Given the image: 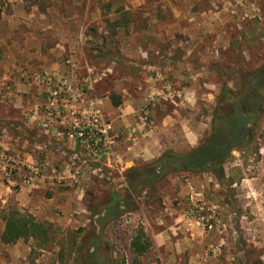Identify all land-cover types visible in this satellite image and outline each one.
<instances>
[{
	"label": "rangeland",
	"instance_id": "374dc122",
	"mask_svg": "<svg viewBox=\"0 0 264 264\" xmlns=\"http://www.w3.org/2000/svg\"><path fill=\"white\" fill-rule=\"evenodd\" d=\"M263 63L264 0H0V264H113L120 255L129 264H164L162 258L170 255L167 250L159 253L152 244V232L161 230V221L171 225L172 218L165 215L174 210L189 212L200 226L202 218H208L203 223L208 231L221 230L225 216L228 234L233 229L241 231L231 246L238 245L239 250L231 257L219 253L209 264H264V203L255 206L257 215H249L250 202L264 198L262 155L234 151L225 165L235 179L257 176L256 196L249 190L243 193V186L231 188L224 179L220 204L210 192L206 198L212 203L204 204L202 197L186 196L185 200L179 196L185 180L204 181L205 175L179 172L140 192L139 198L134 196L135 209L126 203L132 186L127 180L129 169L122 171L114 162L119 144L130 137L104 110V105H114L113 95L123 103L127 96L133 103L149 105L151 85L161 88L162 96H178L177 89L184 86L192 89L196 105L180 109L184 125L172 126V144L161 158L166 153L186 155L192 149L184 145L185 130H194L196 148L202 145L211 135L223 87L236 89L233 73L255 70ZM28 79L32 85L24 92L22 85ZM162 96H154L155 101L173 110L171 98L166 102ZM90 101L98 102L104 118L113 123L116 146L103 175L88 169L74 175L71 157L75 151H86L80 145L71 147L75 142L68 132L74 118L87 116ZM11 105H31L33 110H12ZM12 115L15 122L10 120ZM31 118L40 123L33 132L28 125ZM12 130L19 148L24 139L34 147L37 136L49 138L45 150L50 161L54 159L50 167L57 170L47 173L52 185L42 190V210L22 203L20 192L29 186L24 183L22 164L13 162L7 149ZM56 132L63 139L61 144L54 140ZM256 138L259 151H264V119ZM158 160L137 162L135 169ZM170 176L176 178L167 180ZM167 200L173 201L164 205ZM12 212L33 216L44 225V234L3 243L5 217ZM242 214L253 221L242 220ZM233 217L237 224L233 225ZM140 229L149 237L151 248L138 257L131 241ZM167 264H191L190 256Z\"/></svg>",
	"mask_w": 264,
	"mask_h": 264
},
{
	"label": "crops",
	"instance_id": "0c3cea01",
	"mask_svg": "<svg viewBox=\"0 0 264 264\" xmlns=\"http://www.w3.org/2000/svg\"><path fill=\"white\" fill-rule=\"evenodd\" d=\"M12 79H14V77ZM13 81L15 83V87H19V83L16 82L15 79ZM31 85L32 84L28 79V81L22 85L23 91H30ZM11 86L14 88L13 84ZM155 87L156 86L153 87L152 85L149 86V90H152V92H150L152 101H150V104L148 103L149 105H142V102H139L138 104L137 102L133 103V101L129 100L127 96H125L126 101H124V103L122 101V104L119 106L111 105V103L109 105H104V110L106 111L108 116L113 119V122L116 124L115 126L117 128L118 126L124 128L123 131L126 132V135L128 134V137L132 138L122 140V143L124 144H119V148L122 147L123 149H127L126 151L117 148L115 152V165L122 171L135 168L136 163L140 161L151 163V161L160 159L161 156L165 153V150L168 148V146L172 144V140L169 137V134L173 132L172 126L181 127L184 125V123H182L183 117L180 113V109H182V106L196 105V100L193 93L194 91L192 89L184 86L177 89L178 96H162V93H159L158 90L161 88L158 87V89H155ZM157 94L158 96H162L166 102L169 101V99H167L168 97L171 98V102L175 106V108L170 111L168 110L169 106L166 105L167 103L163 105L162 103L155 101L154 96H156ZM174 96L179 97V99H175ZM16 108H22L26 111H28L29 109L33 110V108H31V105H11L12 110H17ZM144 112L149 113L150 124L143 128L144 130L142 129V131L139 132L138 130H136L135 134L130 135L131 130H135L138 123V119L136 118V116L143 114ZM10 120H12V122H15L14 115H12ZM39 124L40 123L38 122L34 123L33 118H31L28 124L30 125V132H33V128H35V126H38ZM11 126L15 127V124H12ZM25 126H27L26 121H24V129ZM41 129L46 133V130H44L42 127ZM14 131L15 130H12V133H8L7 135V138L9 140V147L7 149H9L11 157H13V162L16 161L22 164V168H24L25 170V176H27L26 178H33V183L31 185H28L29 187L26 186L27 188H22V191L20 192L22 196V203L27 208L42 210V203L44 198L40 197V195L42 193V190H44L46 186L52 185L50 176H47V173L49 171L53 172L57 170V167H50L53 166L54 159L50 161L51 155L49 154V151L45 150V148L47 147L45 146V143L49 138L44 135L37 136L38 141L35 142V148L31 147V145H28V139H24L22 145L23 148H19V146L15 144V142L18 141V138L15 137L16 132ZM193 131L194 130L192 128L189 130H185L184 136V145L192 150L196 149V147L198 146V137L194 134ZM57 136L58 135L56 132L54 134V140L61 144L63 142V139H59ZM42 142H44V144ZM70 144L71 147H76L77 145L76 143ZM62 150L65 151L66 148L64 147V149ZM259 154L262 155V160L264 161V151H259ZM225 165L224 179H227V182L230 183L231 188H238L243 186V193L246 194L250 191V195H258L259 186L256 181L258 180L257 176L252 178L245 176L239 179H235L233 174L231 175V172L227 171ZM64 173H68L65 168ZM204 175V181H202V179L199 181V178L196 177L186 179V184H184L185 189L180 190V198H185L186 196H190L193 199H195L196 197H202V202L204 204L212 203L206 198L208 195L207 192H210L211 198L215 199L216 202L220 204L223 201L221 198L222 190L220 188V181L211 173H204ZM175 178L176 177L174 176H170L167 178V180H174ZM212 183L214 184L213 186L211 185ZM173 200H167L163 204L168 205ZM262 202L264 203V198H259L256 201L250 202L251 213L249 215H257V213H255V206L257 205L259 207V203ZM149 208H153V205H149ZM225 212L228 213L227 209L225 210ZM249 215L242 214L239 217H241L242 220L248 218V221H250L252 218ZM165 216L172 218L171 225L165 226L163 221H161L158 225L161 230H159V232H152V244H155V247L159 251V253H161V250H167V254L170 255L167 259H163L162 256H160L164 264L165 262L166 264L170 262L180 263L183 256L185 255L190 256L191 264H195L196 262H200V264H209L213 262V259H216L219 253H226L231 257L234 254V250H239L238 245H235V249L231 246L233 243V239L237 241L239 235H242V233L241 231H237V229H233V231L228 234L227 228L229 227V221L228 217L226 216L225 218H222L223 220H221L223 222V225L220 226L221 230L219 229V227H217L215 231H208L204 227L203 223L205 219L208 218L203 217L202 226H200L199 220L196 218H192L189 212L185 213L184 210L180 212H176L174 210L172 214ZM252 221L253 219L251 220V222ZM234 223L237 224V220H235L233 217V225ZM227 261H229V259Z\"/></svg>",
	"mask_w": 264,
	"mask_h": 264
},
{
	"label": "trees",
	"instance_id": "16d2710c",
	"mask_svg": "<svg viewBox=\"0 0 264 264\" xmlns=\"http://www.w3.org/2000/svg\"><path fill=\"white\" fill-rule=\"evenodd\" d=\"M233 75H236V89L227 84L223 87L218 98L219 107L213 117L211 135L202 145L186 155L166 153L152 165L128 171L127 180L132 185L126 200L128 207L133 205L136 209L135 198H139L140 192L150 189L151 185H156L169 175L179 172L211 173L222 181L225 178L224 165L232 159L234 151L259 154L256 130L264 119V63L255 70L242 69ZM112 101L115 106L122 104L115 95ZM5 222L1 237L5 244L38 239L45 231L44 225L28 214L12 212L5 217ZM150 248L149 237L143 229L138 230L131 241L132 252L141 257ZM113 264L129 263L124 255H120Z\"/></svg>",
	"mask_w": 264,
	"mask_h": 264
},
{
	"label": "built area",
	"instance_id": "2783aa9c",
	"mask_svg": "<svg viewBox=\"0 0 264 264\" xmlns=\"http://www.w3.org/2000/svg\"><path fill=\"white\" fill-rule=\"evenodd\" d=\"M56 95L57 92H55ZM87 105L89 107L87 116L81 120L74 118L68 132V137L86 151L79 150L73 153L72 168L75 169L74 175L83 173L85 169L94 175H103L107 168L106 161L114 155L117 136L113 123L104 118L97 106L98 102L90 101ZM149 124V113L140 114L137 126L135 130H131L130 135L135 134L136 130L142 131ZM24 183L31 185L33 178H26Z\"/></svg>",
	"mask_w": 264,
	"mask_h": 264
}]
</instances>
